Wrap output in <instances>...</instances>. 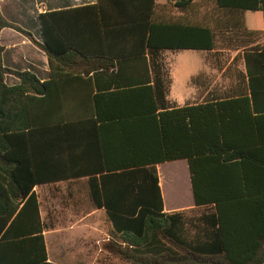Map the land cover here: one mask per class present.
Masks as SVG:
<instances>
[{
	"label": "trees",
	"instance_id": "trees-1",
	"mask_svg": "<svg viewBox=\"0 0 264 264\" xmlns=\"http://www.w3.org/2000/svg\"><path fill=\"white\" fill-rule=\"evenodd\" d=\"M167 2L168 10L156 0H97L45 12L38 15L41 43L0 14V30L22 33L54 72L40 83L30 72L7 69L0 46V264H55L47 261L32 188L68 175L47 157V150L59 158L67 150V124L47 121L72 115L99 123L101 145L106 131L117 152V170L98 179L84 174L93 206L110 223L106 251L126 264H264V0ZM247 14L258 20L255 27L237 25ZM226 33L245 38L219 67L231 73L229 87L211 89L200 72L192 82L204 103L170 108L163 52L214 54L216 35ZM127 68L135 72L134 87L94 93L87 80L81 114L55 87L59 73ZM6 74L18 84L7 86ZM180 159L201 208L188 219L163 213L158 187L156 165Z\"/></svg>",
	"mask_w": 264,
	"mask_h": 264
},
{
	"label": "crops",
	"instance_id": "crops-1",
	"mask_svg": "<svg viewBox=\"0 0 264 264\" xmlns=\"http://www.w3.org/2000/svg\"><path fill=\"white\" fill-rule=\"evenodd\" d=\"M96 1L0 0V14L7 22L29 33L37 42L41 43L42 36L38 22L39 14L80 8L93 5ZM195 1L197 2V0ZM156 3L162 9L165 8L164 10L171 8V3L167 2V0H156ZM0 46L2 47L1 61L5 68L14 71L30 72L40 83L52 81L51 77L54 72L48 66L45 53L32 44L22 33L13 28L1 29ZM189 51L195 50L164 51L162 54L165 66L164 72L168 77L165 100L170 108L204 103L203 97L205 93H200L198 85L192 82V79L201 71L197 67L192 72L193 69L187 67V64L185 65L184 62L176 64V58L178 56L181 57L182 52ZM165 54H172V62H167ZM58 75L63 77L62 79L55 80V87L57 91L68 94L69 109L76 111L77 114H81L80 105L84 101L83 99H85V83L87 80H90L94 93L136 86L133 79L135 72L133 69L129 70L128 68L122 70L113 69L109 72L96 71L89 73L87 76L83 75L81 70H71L59 73ZM4 82L7 86H15L19 81L13 75L6 74ZM148 82L151 84L150 71L148 72ZM47 123H54L55 125L56 123L67 124H65L67 128L64 132L67 150H65L61 158L55 152L47 150V157L49 163L51 160L52 165H59L57 166L58 170L68 175L59 181L36 185L32 188V192L36 196L38 212L42 222H44V209H42V206L48 205L50 207L51 200L61 198V203L63 204L61 209L67 215L64 219L75 222L73 225L64 228L63 237L65 238V245L74 247L75 245H79L80 242H86V238L89 235L94 238H97L99 235V225L92 226L94 230H88V221L94 222L96 219L101 218L104 222L107 221L108 223L104 209L95 208L92 204L89 196V175L84 174L94 173V177L98 179L99 175L102 174L101 172L106 174L109 170H117V163L115 161L117 152L115 151V146L113 147L112 136L106 131L102 134L105 145H101V138H99V134L97 133L99 123L93 124L87 117L72 115L67 119H63V121L54 119L47 121ZM93 131L95 132L93 133ZM49 133L51 132L48 131L46 133L47 136H45V140L47 141L50 136ZM104 158L106 159L104 160ZM156 171L163 213L182 212L187 219L198 214L201 208L194 205L187 161L180 159L160 163L156 165ZM88 203L91 204L89 209L86 208ZM47 213L46 208L44 210L46 218L48 217ZM60 232L48 226L44 228L42 234L47 261L55 264H72L71 251L73 248L69 247V249L64 250L62 258L56 252L59 247L58 244H60L56 233ZM107 238L106 236V239L101 241H107Z\"/></svg>",
	"mask_w": 264,
	"mask_h": 264
},
{
	"label": "rangeland",
	"instance_id": "rangeland-1",
	"mask_svg": "<svg viewBox=\"0 0 264 264\" xmlns=\"http://www.w3.org/2000/svg\"><path fill=\"white\" fill-rule=\"evenodd\" d=\"M250 16L251 18H248ZM253 14L244 15V21H241L242 25L237 24L239 27H255V22L258 21L253 17ZM246 20V21H245ZM264 40V35L260 37V41ZM245 38H236L229 33L224 35H216V49L217 53H206V52H197V51H189L182 52L181 57L176 58V64H180L184 62L187 64V67L190 69H195L198 67L203 77L207 79L209 82V86L211 89L217 90L219 93L225 91L230 85V79L232 77L230 72L223 73L219 69L220 66L224 67L231 60V58L235 55L236 51L234 49L242 50L244 45ZM213 54V55H211ZM165 58L167 62H172V54H165ZM237 69L243 70L242 62L238 61L236 66ZM61 198H56L51 200V209L48 205L42 206V209L47 208V218L44 214L43 210V220L44 225L50 228H55L56 230L61 231L60 233H56L57 239L60 244H58V249L56 250L59 257L62 258L63 251L69 249V247L73 248L71 251L72 255V264H126L125 262L120 261L114 255L110 254L106 251L104 245L107 241H101L106 239V236L109 240H112L113 237L111 234L110 223L107 221L104 222L101 218L96 219V221H88V230L92 229V226L99 225L100 231L97 238L89 237L86 238V242H80L79 245L66 246L65 238L63 237L64 228L73 225L75 222L66 221L64 218L67 215L61 209ZM91 207V204L88 203L86 206L87 209ZM63 208V207H62ZM50 209V210H49ZM91 223V224H90ZM91 228H90V226ZM48 229V228H47ZM66 237V236H65ZM101 238V239H100ZM68 239V238H67ZM69 253V251H68Z\"/></svg>",
	"mask_w": 264,
	"mask_h": 264
}]
</instances>
